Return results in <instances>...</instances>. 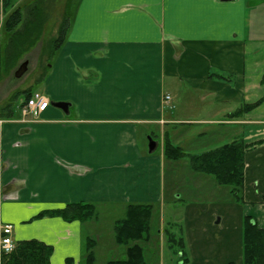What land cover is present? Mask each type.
Wrapping results in <instances>:
<instances>
[{
  "label": "crops",
  "instance_id": "0c3cea01",
  "mask_svg": "<svg viewBox=\"0 0 264 264\" xmlns=\"http://www.w3.org/2000/svg\"><path fill=\"white\" fill-rule=\"evenodd\" d=\"M3 1L0 27L12 8L37 0L7 12ZM51 60L41 90L22 91L23 102L24 92L43 94L46 110L33 120L20 106L0 118V233L10 225L14 244L52 247L49 264H85L89 221L37 215L73 203L161 207L165 159L141 137L158 133L184 150L185 125L197 130L191 140L242 138L247 148L243 202L189 205L179 261L242 264L243 218L264 228V0H77ZM168 223L160 214V251Z\"/></svg>",
  "mask_w": 264,
  "mask_h": 264
},
{
  "label": "trees",
  "instance_id": "16d2710c",
  "mask_svg": "<svg viewBox=\"0 0 264 264\" xmlns=\"http://www.w3.org/2000/svg\"><path fill=\"white\" fill-rule=\"evenodd\" d=\"M15 2L16 0H4L3 11L7 12ZM45 3L46 0H37L26 5L23 10L20 7L12 8L7 14L0 27V81L17 66L22 56L40 41L48 19ZM69 26L70 20L64 14L57 30V38L52 39L43 50L50 47L52 54L56 52L63 44ZM3 39H5L4 44ZM260 83L264 84V74ZM23 94L25 102L31 94L29 91ZM261 102L262 99L254 104L240 107L231 116L238 117L240 114L251 111ZM11 116V106H4L0 111V118H11ZM246 148L242 138H238L214 149L192 155L185 153L181 147L172 144L165 137L162 154L167 161L176 162L187 159L193 172L211 176L216 184L229 189L230 195L236 202L242 203L240 193L244 185ZM151 213V205H127L124 218L117 220L113 228L115 243L126 247L125 259L111 260L106 264H145L140 243H146L149 239ZM95 214L92 204L73 203L62 209L44 211L36 218L59 217L66 222H86L93 219ZM171 229L168 226L163 229L165 240L169 249L178 248L179 258L183 259L185 245L182 235L180 236L181 229L179 237H176ZM94 246L95 241L92 239L85 243L83 252L85 264L95 263ZM51 254L52 247L36 240H27L15 244L11 253L2 255L0 264H49ZM66 264H71V260L68 259ZM242 264H264V228H259L251 217H244L242 221Z\"/></svg>",
  "mask_w": 264,
  "mask_h": 264
},
{
  "label": "rangeland",
  "instance_id": "374dc122",
  "mask_svg": "<svg viewBox=\"0 0 264 264\" xmlns=\"http://www.w3.org/2000/svg\"><path fill=\"white\" fill-rule=\"evenodd\" d=\"M28 2L30 3L31 0H24V4H28ZM45 4L48 10V19L44 25L40 41L24 54L17 66L0 81V91H2L0 92L2 99L0 111L4 106L10 105L14 114L18 116L20 113L19 108L23 103L22 91L27 87L32 90H41L42 84L38 81L52 63L50 47H46L44 50L43 48L52 39L57 38L56 31L64 14L70 21L72 20L77 7V0H46ZM2 42L4 44L5 39ZM23 62L27 63V68L20 77H17L14 74V70ZM181 127L184 132L181 144L185 153L198 154L205 150L219 147L225 142L224 137L217 140L211 136L209 138L191 140L193 136L191 131L196 132L197 130L185 125ZM146 138L141 137V140L147 147L149 137ZM151 140L160 144L159 147H161L163 153L164 140L161 139L159 134L153 135ZM159 153L160 148H157L154 155ZM228 190L227 187L216 184L211 176L193 172L187 159H181L176 162L165 160L163 203L161 207L157 203L151 205V238L147 243H140L145 264H181L177 253L178 248L169 249L164 234V248H161L162 250L160 251V244L157 239V226L160 222V214H163L164 221L170 222L166 226L171 227L176 237H179L180 227L184 226L182 220L189 205L196 206V208L204 205L206 208L212 207L214 203L225 201L226 198L234 199ZM95 215H97V218L89 220L84 231L89 233L91 239L96 242V247L94 248L95 264H105L107 260L125 259L126 247L115 243L113 231L115 222L125 216L124 207L110 204L97 205Z\"/></svg>",
  "mask_w": 264,
  "mask_h": 264
},
{
  "label": "built area",
  "instance_id": "2783aa9c",
  "mask_svg": "<svg viewBox=\"0 0 264 264\" xmlns=\"http://www.w3.org/2000/svg\"><path fill=\"white\" fill-rule=\"evenodd\" d=\"M169 100L167 96L165 98ZM49 101L48 99L41 93L34 92L24 103L21 113L23 117L30 116L33 120H36L39 115L46 110L48 107ZM11 227L9 225H5L1 228L0 233V254H9L14 249V244L12 239L10 238Z\"/></svg>",
  "mask_w": 264,
  "mask_h": 264
},
{
  "label": "water",
  "instance_id": "95a60500",
  "mask_svg": "<svg viewBox=\"0 0 264 264\" xmlns=\"http://www.w3.org/2000/svg\"><path fill=\"white\" fill-rule=\"evenodd\" d=\"M27 63L23 62L14 72V74L17 77H20L23 72L26 70ZM55 107L59 108L64 114H68V105L66 103H54L53 104ZM158 147V142L152 141L151 138L149 137V143L147 146V153L148 154H153Z\"/></svg>",
  "mask_w": 264,
  "mask_h": 264
}]
</instances>
